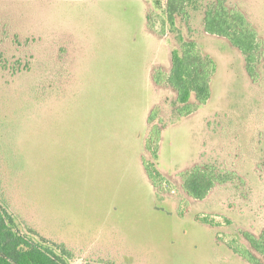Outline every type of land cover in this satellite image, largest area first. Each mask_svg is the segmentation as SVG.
Wrapping results in <instances>:
<instances>
[{"label": "rangeland", "instance_id": "obj_1", "mask_svg": "<svg viewBox=\"0 0 264 264\" xmlns=\"http://www.w3.org/2000/svg\"><path fill=\"white\" fill-rule=\"evenodd\" d=\"M219 1L257 34L252 77L205 31ZM165 19V1L0 0V207L67 264H264L246 237L264 235V0H193L174 32ZM179 37L216 66L186 116L155 82ZM195 170L216 179L204 200L183 188Z\"/></svg>", "mask_w": 264, "mask_h": 264}, {"label": "trees", "instance_id": "obj_2", "mask_svg": "<svg viewBox=\"0 0 264 264\" xmlns=\"http://www.w3.org/2000/svg\"><path fill=\"white\" fill-rule=\"evenodd\" d=\"M155 3L166 2V19L164 24L169 25L172 32L176 30L177 17L184 16L193 0H151ZM205 31L208 34L224 37L245 56L247 71L254 76L255 64L260 48L256 32L250 28L245 17L238 12L229 11L222 1L205 13ZM164 32V29H163ZM182 42L179 49L171 54L172 67L169 74L155 77L157 84H167L175 93L178 103L183 107L179 109L181 116L191 113L190 102L195 99L199 104H206L211 97V76L216 70L214 60L203 58L195 42ZM155 113L150 121L154 120ZM161 136L160 129L154 130L148 140V149L152 143ZM154 152V151H153ZM156 158V154L153 153ZM149 178L157 185L163 178L154 165H146ZM215 177L204 171L195 170L184 177L183 188L195 200H204L215 186ZM251 246L264 257V235L256 239L246 235ZM57 254L50 247L36 243L16 229L13 216L0 207V264H67L70 255L65 247L59 248ZM249 264H261L253 255H242ZM83 264H101L89 263Z\"/></svg>", "mask_w": 264, "mask_h": 264}]
</instances>
